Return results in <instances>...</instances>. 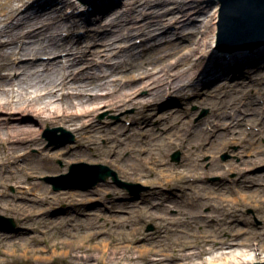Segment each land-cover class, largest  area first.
Here are the masks:
<instances>
[{
    "label": "bare ground",
    "instance_id": "obj_1",
    "mask_svg": "<svg viewBox=\"0 0 264 264\" xmlns=\"http://www.w3.org/2000/svg\"><path fill=\"white\" fill-rule=\"evenodd\" d=\"M76 1L78 0H0V171H3L0 173V196H5L4 186L14 182L17 188L14 198L26 201L24 206H17L19 211L26 210L28 214H25V218L31 216L33 212L46 218L48 208L40 206L51 204L59 199H64L66 203L78 200L82 205L96 201V197L86 191L66 189L54 192L55 190L53 191L50 184L39 179L41 175L47 174L43 172V169H47L52 175H57L59 167L48 164L53 159L63 158L66 162L74 160L95 162L88 156L75 155L74 146L52 151L50 143H45L44 132L47 127L55 124L75 130L78 142H88L93 147L91 152L100 155L101 158H103L102 154L108 155V153L106 149H102V145L98 144V139L106 135L110 142L114 141L115 143L117 140V144L107 143V146L113 151L117 149V153L111 155L113 160H116L114 158L118 159L119 167L122 166L121 171L131 174L129 176L139 178L141 183L151 184V192L145 196H139L142 203H150L153 207L161 203L163 205L165 200H162L158 190L168 191V187L179 185L180 191L191 190V192L199 194L200 191L204 192L201 196L205 197L206 203L228 209L225 213L231 218H236L237 208L234 206L251 205L261 208L264 204V170H253L250 175L246 174L233 180H227L225 172L243 170L242 166L239 167L234 162H227L224 167L227 170L219 174L218 180L207 184L209 182H205L204 179L205 173L208 172L201 170L200 166V158L205 152H217L230 143H240L239 149L234 151L233 155L243 161L244 167L254 169L264 166V142L257 141L258 138L264 137V73L253 79L242 80L240 85L229 84L220 79L221 75L226 72L237 71L238 73L241 71L242 65H248V63L262 58L264 52L256 51L247 55L245 52L251 51V49L246 48L222 50V54H218L217 51L209 52L207 50V47L211 45L208 35L215 32L218 26L220 29V0H123V4L119 6L122 12L118 13L115 18L102 21L109 15L103 13L96 21V34L94 35L97 37L101 36L106 40L110 38L113 33L111 27L114 25H118V31L127 30L128 32L127 36L123 33L118 34V39L132 37L130 26L137 22L139 16L135 14L140 11L143 13L144 21L139 23V31L145 33L148 28L154 27L157 30L163 28L160 34L150 32L146 39L153 40L154 43L147 48V51L157 49V53H160L162 49H165V52L166 47H169L164 56L161 54L148 59L151 63H155L156 72H163L151 77L150 81L146 80V83L152 84L150 87L151 97H128L127 92H130L131 89L126 88L123 91L118 89V93L112 92L107 100L101 99L98 94L88 97L79 95L78 92L59 93L58 91L59 85L61 89L66 85L85 87L97 80L101 81L95 82V86L103 84L107 87L109 83L103 82V77L100 75L97 78L84 80L76 72L71 71L68 76L65 74L66 67L83 61L91 51L80 43V38L69 49L65 43H57L64 39L59 38L62 28L73 31L79 25L76 13L72 14L66 11L68 7L74 5L78 9ZM118 2L120 3V0H114L110 5ZM166 2L175 4V7L168 9L173 13L168 22L159 18L160 13L154 9L147 10ZM53 3L57 4L52 6ZM28 6L30 11L23 15L22 9ZM83 6L86 9L88 4ZM51 12H55V15ZM67 18L71 20V23L65 25L62 20ZM16 20L18 21L16 22ZM172 28H177V30L182 28V34H184L182 38L197 44V46L187 49L181 55L182 58L176 62L168 60L167 63H164L181 48L179 44L162 46L163 39L168 36ZM4 36L7 39H3ZM202 46L206 49H201ZM133 47V45H128L126 48L119 49L118 54H125L128 59L118 61V70L122 71L128 67L133 69L134 65L129 61L135 57V54L131 53ZM73 49L77 50L79 59L74 57L71 59V64L67 66H60L56 59L48 60L46 63L37 61L41 53L47 52L59 56L61 50ZM98 51L100 50H94L92 53L97 54ZM198 51L202 53V57L194 59L193 56ZM22 55H33V57L24 60ZM166 56L168 58L163 59ZM208 56L209 63L207 62ZM87 62L92 65V60ZM159 64L161 68H158ZM42 65L44 68L41 71L40 66ZM184 65L188 66L183 67ZM176 66H178L177 71H173L172 68ZM143 67L149 71L148 64ZM6 70H12L17 78L14 81L11 80V74L5 72ZM19 71L21 72L18 74ZM203 73L207 79L206 83L212 84L217 80L220 83L218 89L211 91V115L204 122L197 123L190 119L185 120V117H179L174 122L171 121L175 115L180 114L179 112L171 113L165 118L167 126L160 134L167 137L165 145L176 144L183 152L180 164L173 166L166 161L162 148L155 147L160 151L158 155L151 152V148L154 149V141L158 138L150 133L151 118L154 116L151 111L155 109L158 102L165 101L166 94L183 92L186 86L193 84L196 78ZM171 77L175 78L173 82L170 81ZM136 79L135 75L126 80L120 79L118 86L123 81L125 85H129ZM34 80H37L35 84L37 88L33 92L36 94L30 97L22 94L20 91L34 86H28ZM206 83L204 84L207 85ZM8 85H13V87L8 88ZM14 85L17 86L19 97L14 96ZM230 90L235 92L236 97L233 100L225 101L223 98L229 95ZM184 92L187 93V91ZM218 92H223L224 96L218 97ZM246 97L249 99L247 100ZM99 100L108 102L112 109L116 110L130 105L135 106L136 110L131 115L135 118L132 122L135 126L126 127L124 123L110 126L107 122H98L92 115L101 107V104L98 103ZM91 103L98 104L91 106ZM245 123L250 125L251 129L245 127ZM255 125L259 126L258 131L253 129ZM137 134H139L137 142L144 141V138H148L149 141L143 142L136 148H131L132 145H128L126 140L133 136L137 137ZM170 134L172 138L169 136ZM35 148L38 150L36 158L43 160L45 164L40 165L32 160V150ZM94 149H97L98 152ZM124 149L151 153L154 160L151 161L149 155L145 162L131 163L123 159ZM244 152L247 157L241 156V153ZM92 157L96 159V157ZM210 170L215 171L214 168ZM149 173L155 176L149 178ZM26 177H32L33 180L26 182L28 181ZM1 178L4 180L3 182H1ZM24 182L29 184L24 185ZM194 187L197 189L194 190ZM128 199L133 201L136 197ZM215 200L219 201L218 204L213 203ZM30 203L36 204L35 206L39 209H36L37 207L27 209L26 207ZM9 207H14V205ZM166 207L167 205H165ZM154 212L152 215L148 214L147 217L157 221L170 219L172 223L165 224L169 226L168 229H162L161 234L154 241L141 238L136 242L133 237L121 235L109 236L110 238L96 237L100 233L98 230L83 231L81 234L76 232L74 235L71 232L66 233L75 239H72L71 242L64 239L52 246L45 245L41 242L43 240L32 244L29 240L30 237H14L0 241V264H7L8 256H25L26 259L33 261L31 264H47L52 260L56 263L55 259L58 256L68 257L77 264H110V262L115 264H247L264 259V241L261 239L263 231L251 229L249 225L240 228H236L235 225L229 229L224 223L219 224L220 231L224 229L229 231L227 237H223L220 231L196 234L193 231L174 226L179 219L190 225L189 223H192L190 219H194L195 215L183 212L182 216H172L167 211ZM201 215L208 217V214ZM240 219L243 221L242 218ZM49 220L51 226L63 224V220H55L51 217ZM210 221H218V219L213 217ZM231 222L234 223L236 220ZM180 233L189 237L199 235L202 239L197 241L180 240L176 238ZM170 234L173 237L165 241L164 238ZM70 244L73 246L70 247ZM253 250L255 252H252Z\"/></svg>",
    "mask_w": 264,
    "mask_h": 264
},
{
    "label": "rangeland",
    "instance_id": "obj_2",
    "mask_svg": "<svg viewBox=\"0 0 264 264\" xmlns=\"http://www.w3.org/2000/svg\"><path fill=\"white\" fill-rule=\"evenodd\" d=\"M70 1V0H69ZM126 1V0H125ZM57 3H53L52 6L56 5ZM123 4V0L120 3H114L113 5H110L106 10L105 14H109L104 20H110L115 18L118 13L122 12V9L119 8L120 5ZM51 6V5H50ZM77 6H71L66 9L68 13H76V18L79 20V25L76 26L73 31H67L66 29H61V34L59 35V38H64L63 40L57 41L59 44L65 43L67 45V48L80 38V43L84 45V47H87L91 51L89 52V55L86 59L83 61L74 63L71 66L66 67L65 74L68 76L69 73L76 72L79 73L78 75L82 76L81 78L86 79H93L97 78V76L100 75V77H103V82H109L108 86L105 87L103 84L100 86H95V82L98 83L97 80L93 82L90 85H87L85 87L83 86H77V87H69L68 85L64 86L60 89V85L58 86L59 93H66L68 91L70 92H78L79 95H86L88 97H93L95 94H98L99 97L103 100H107L112 92L123 91L126 88L131 89L128 93V97H151V83H146V80L150 81L154 76L157 74H162V71H155V63H151L148 59H152V56H158L166 53L169 47H166L165 49H162L160 53H157V49L155 50H148L149 46H151L154 42L153 40H147L149 34L151 31L155 32L156 34H160L163 30V28H159V30L153 28L146 29L145 33H142V31H139V23H142L144 20L142 19L143 13L138 11L136 12V16H139V19L136 23L131 24L130 30L133 33V36L128 38L125 37V39L121 38L118 39V34L123 33V35H128L127 30L118 31V25L112 26L113 33L111 34L110 38L107 40L104 39V37H97L95 32L96 27V20H90L88 10H82L79 11ZM88 7V6H87ZM175 7V4L172 2H166L163 5H157L156 8H150L147 9L148 11H151L154 9V11H157L160 13L159 18H162L163 21L168 22L170 18L172 17L173 13L169 12L168 9ZM28 7H24L22 9V14L28 13L29 10ZM25 11V12H24ZM51 14L55 15V12H51ZM22 17V16H21ZM199 17V16H198ZM84 18L88 19L85 20ZM18 20H16L17 22ZM71 20L69 18L62 20V22L67 25L70 24ZM218 32H219V26L216 28L215 32L210 33L208 35V39L211 40V45L207 47V50L209 52L217 51V53H221L219 51L218 47ZM184 34H182V28H172V31L168 33V36L163 39L162 46H171L173 44H179L181 45V48L179 51H177L175 54L171 56L170 59H166L164 63H167V61H173L176 62L178 59H181V55H183L184 52H186L187 49L193 48L197 46V44H194L193 42H190L189 40H184L182 38ZM78 37V38H77ZM3 39H7L6 36H4ZM206 40V39H205ZM126 48L128 45H133V49L131 50V53L135 54V57H132L129 59L130 62L133 63V69L128 67L127 69H123L122 71L118 70V61L123 59H128L127 55L118 54V51L121 47ZM174 46V45H173ZM215 48V49H214ZM261 48V49H259ZM201 49H206L204 46H202ZM94 50H100L97 54H93L92 52ZM256 51H262L264 52V44L258 46L255 50L252 51H246L245 54L249 55V53H253ZM77 50H61L59 53V56H55L52 53H41L37 59L39 62L46 63L48 60H55L57 64L60 66H67L71 64V59L75 57V59H79V55L76 53ZM209 55V54H207ZM24 57V60L32 59L33 55H22ZM153 57V58H154ZM202 57V53L198 51L193 58H200ZM168 58V56L163 57V59ZM20 60V59H19ZM92 60V65L88 63L87 61ZM77 61V60H76ZM99 61V62H98ZM147 61V63H146ZM207 62H210V58L208 56ZM148 64L149 72L144 68L143 66H146ZM117 66V67H113ZM164 66V64H162ZM166 66V65H165ZM188 65H184L183 67H186ZM41 71L43 70L44 66H40ZM160 67V64L158 66ZM181 68V66H180ZM178 66L173 67V71H177ZM159 70V69H158ZM240 70L238 73L237 71H234L233 73L226 72L225 74L221 75L220 79L226 81L229 84H242V80H245L247 78H254L255 76L263 75L264 73V56L262 58L257 59L256 61H253L251 63H248V65H242L240 67ZM172 71V72H173ZM5 72L11 74V80H15L17 78V75L15 76V73L12 70H6ZM21 71L18 72V74ZM135 75L137 79L132 82L129 85H125L124 81L121 83V85L118 86V81L120 79L126 80L129 79L131 76ZM152 77V78H151ZM175 78L171 77L170 81L173 82ZM70 80V79H69ZM206 76L205 74H200L196 80L193 82V84H189L185 87L184 91L186 92H174L172 95L166 94L164 97L165 101L158 102L157 106L154 110L151 112L154 114V116L151 118V135L158 136V138L154 141V149L151 148V152L155 155H158L160 151L155 149V147L162 148L165 152V159L168 162V164H171L173 166H177L180 164V162L183 159V152L176 144H166V135H160L163 132V128L167 126L166 117L171 113L179 112V115H175L171 121H177L179 117H185L186 119L192 120L194 123H197L199 121H205L210 115H211V103L212 101L210 97H212L211 91L218 89L217 87H220L219 80L215 81L212 84L206 83ZM37 80L31 81V83L28 86H36ZM78 83V82H76ZM156 83V82H155ZM206 83L207 85H205ZM218 83V85H217ZM28 87V89H23L22 94L25 96H33L36 93H33L35 91L36 87ZM13 85H8V88H12ZM14 96L19 97V93H17V86L14 85ZM60 89V90H59ZM40 90V89H38ZM218 97H223V92H218ZM235 96V92L230 90V93L228 96L223 98L225 101L233 100ZM169 98V99H168ZM248 100L249 97H246ZM166 100H169V102H166ZM101 104L100 109L95 111V113L92 115L94 119H96L98 122H107L110 126H117L119 123H124L126 127H133L135 126L132 122L135 119L131 115L136 110L135 106H126L123 109L116 110L112 109L111 105L106 103V101L99 100L98 102ZM98 103H91V106L96 105ZM261 104V103H260ZM204 113V114H203ZM189 115V116H188ZM160 120V121H159ZM59 125H50V127H57ZM245 127L248 129H251L250 125H247L245 123ZM65 128V127H64ZM256 131H258L259 126L255 125L253 127ZM66 133L62 136L60 139H56L54 142H51L48 140L45 136L46 142L50 143V149L52 151H57L61 149H68L69 146H74L75 148V155H85L95 160V162L91 163H104L112 168L117 174L120 179L126 180V181H132L134 183H141L140 179L135 176H129L131 174H126L121 171V167H119V162L117 158H114L116 160H113L112 153H117V149L113 151L110 147L107 146V143L111 144H117L118 141L114 143V141L110 142L106 138V135H103L98 139V144L102 145V149H106L108 155L102 154L103 158L100 157V155H96V153L91 152L92 145H89L87 143H79L77 138V133L72 128H65ZM59 133H62L59 131ZM141 134V132H139ZM71 134L74 136V141H72ZM133 136L126 140V143L128 145H132L131 148H136L138 145L143 144V142H148V138H144V141L137 142L136 139L138 138ZM160 135V136H159ZM171 138V134L169 135ZM67 139V140H66ZM66 140L67 142L62 145L61 141ZM257 141L263 143L264 137L258 138ZM86 144V145H85ZM240 147V143H230L225 148L219 149L217 152H205L200 160H201V170H205L208 173H205V182H209L207 184H210L212 182H215L220 177L219 174H221L224 170H227L225 167V164L227 162H234L235 164H238V166H242L243 170H230L225 172V178L227 180H233L239 176H245L246 174L250 175L251 172L264 170V166H258L254 169H247V167H244L245 164H243L242 160H239V157H236L233 155L234 151H237ZM96 152L97 149H94ZM179 152V158L174 159V154ZM38 153V150L35 148L32 150V160L34 162L39 163L40 165L45 164L43 160H40L36 158V155ZM151 153L147 152H140V151H130L128 149L123 150V159H126L127 161L131 163L137 164V162H145V160L153 155ZM246 152L241 153L242 157H247L245 155ZM92 156L96 157L93 158ZM151 161L154 160V157L150 158ZM233 160V161H232ZM81 161V160H80ZM86 162H90L88 160H84ZM78 161H70L66 162L63 158H57L53 159L48 164H54L59 167V171L57 174L60 173H66L69 171L71 165ZM61 168V170H60ZM211 168H214V170H210ZM44 173L39 178L42 180V182L49 184L48 180L46 179V176L52 175V173H49L47 169H43ZM0 173H3V171H0ZM56 174V173H55ZM247 175V176H248ZM152 173H149V178L153 177ZM1 177V176H0ZM26 179L29 182L32 179V177H26ZM4 180L1 178V182ZM24 182L23 184H29ZM81 182H85V180H82ZM143 185L148 186L149 188L143 192L139 196H145L148 192H151V184H145ZM141 184V185H142ZM51 185V184H50ZM52 187V185H51ZM177 189H176V188ZM53 189V188H52ZM196 190L197 188H193ZM5 190V196H0V224H4L5 221L8 223H5L3 226L0 227V241L4 239H13L14 237L22 238V237H30L29 240H31L32 244L39 243L40 240H43L41 242L45 243L47 246H52V244L56 242H62L64 239L68 241H72V239H75L74 237L68 235L70 232L74 235L76 232L79 234L83 233V231L88 232H94V230H98L100 233L96 237L105 236V237H114L115 235H121V236H127V237H133L134 241L138 242L141 238H145L147 241H154L156 240L157 236L161 234L162 229H168L169 226H166L165 224L171 223L170 219H163L162 221H157L153 218H148V214L155 213L154 211H167L170 215H184L183 212L187 213L188 215H195L194 219H190L192 223H189L188 225L184 221L178 220V222L174 225L177 227H181L184 230L193 231L196 234L204 233L207 234L209 232H218L220 231L218 229L219 224L224 223L229 229L234 227L236 225V228L245 227L246 225H249L251 229H256L258 231H263V234L261 236V239L264 241V204L261 208H255L251 205H245V206H234L237 208L235 211L236 218L228 217V215L225 213V211H228V209L222 208L219 206L215 207L214 205L210 203H206L205 197H202L201 194L204 192L200 191L199 193L191 192V190H181L179 188V185H173L172 188L168 187V191L164 190H158L162 196V200H165V203L162 205V203L159 205H156L153 207L150 203L140 202V197H136L134 195L137 194H130L128 190H126L123 187H120L115 181H113L111 178H109L106 181L98 183L96 186L88 187L86 189H75L80 191H86L89 194H92L94 197H96V201L94 202H88L82 203L78 200H72L68 203L64 199H59L55 202H52L51 204H45L41 205L40 207L47 206L48 210L46 213V218H43L40 216L39 213L33 212L31 213V216H27L25 218V214H28L25 211H19L18 205L24 206L26 204V201L23 199H15L14 193L16 192L17 188L14 184V182H10L9 184L4 186ZM54 191V189H53ZM55 190L54 192H56ZM7 195V196H6ZM136 197L135 200L131 201L128 198ZM218 200L213 201V203L218 204ZM14 205V207H9ZM36 204L30 203L26 208L32 207V209L36 208ZM165 205L167 207L165 208ZM170 206V207H168ZM227 208V207H226ZM22 209V208H21ZM25 209V208H24ZM36 209H39L38 207ZM35 209V210H36ZM151 211V213H150ZM178 211V212H177ZM90 213V214H88ZM80 214V215H79ZM201 214H208V217H205ZM51 215V216H50ZM51 218H54L55 220H63V224L51 226V223L49 222ZM213 217H216L218 221H210V219H213ZM221 218V219H220ZM243 221H241V219ZM236 220V222L232 223L231 221ZM11 220V221H10ZM12 221H14V224H12ZM218 223V224H217ZM172 224V223H171ZM172 226V225H171ZM180 228V229H181ZM228 230L224 229L220 231L222 236L227 237ZM68 233V234H66ZM18 234V235H17ZM170 237H173V235H167V238H164L165 241L170 239ZM110 238V237H109ZM178 239L182 240H190V241H197L202 239L201 236L197 237H189L188 235H184L183 233H180L176 236ZM42 244V243H41ZM86 244V243H85ZM91 244V243H90ZM89 244V245H90ZM73 244H70V247H72ZM1 247V246H0ZM252 252H255L254 250ZM56 263L55 262H48L47 264H77L74 260L69 259L68 257L62 258V256L56 257ZM33 261L31 259H26L25 256H8V263L7 264H31ZM110 264H115L110 262Z\"/></svg>",
    "mask_w": 264,
    "mask_h": 264
},
{
    "label": "water",
    "instance_id": "obj_3",
    "mask_svg": "<svg viewBox=\"0 0 264 264\" xmlns=\"http://www.w3.org/2000/svg\"><path fill=\"white\" fill-rule=\"evenodd\" d=\"M112 1L114 0H96L88 4V8H92V10H88L90 20L98 21ZM220 2L221 21L218 32L219 47L224 50L246 48L253 50L264 44V0H220ZM57 130V128L49 130L48 135ZM173 156L174 159H178L179 153L177 152ZM86 172L93 173V177L87 184L74 183L76 182V177L84 176ZM111 175L120 186L127 188L131 193L138 194L147 188L139 183L121 180L117 173L106 165L85 162L74 165L68 174H63L51 180L54 181L55 188L57 189L74 186L91 187L100 181L106 180ZM58 178H64L67 182L64 185H59L57 183ZM0 219L2 218L0 217ZM12 224H14V221H12ZM3 225L0 224V227ZM256 262L247 264H264V259Z\"/></svg>",
    "mask_w": 264,
    "mask_h": 264
}]
</instances>
